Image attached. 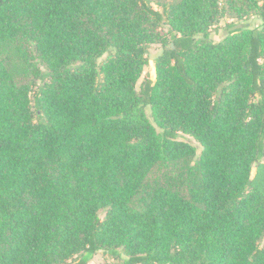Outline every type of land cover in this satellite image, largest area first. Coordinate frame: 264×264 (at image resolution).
Returning a JSON list of instances; mask_svg holds the SVG:
<instances>
[{
    "label": "trees",
    "instance_id": "1",
    "mask_svg": "<svg viewBox=\"0 0 264 264\" xmlns=\"http://www.w3.org/2000/svg\"><path fill=\"white\" fill-rule=\"evenodd\" d=\"M157 5L0 0V264H264V0Z\"/></svg>",
    "mask_w": 264,
    "mask_h": 264
},
{
    "label": "rangeland",
    "instance_id": "2",
    "mask_svg": "<svg viewBox=\"0 0 264 264\" xmlns=\"http://www.w3.org/2000/svg\"><path fill=\"white\" fill-rule=\"evenodd\" d=\"M170 1H175V0H151V5L155 8V9H159V5H157L158 3H164V2H170ZM232 22H238L241 25H244L246 27H257L261 25V21L258 19L257 16H249L246 18H242L241 20H238L236 18L231 19V18H221L219 21V25L216 29H212L211 33H210V38L211 39H219L220 37H222L226 32L227 29L224 27L225 23L228 21ZM160 50V46L159 44H153L149 50H148V57H147V61L144 65L143 68V72L140 76V78L138 79L137 83H136V89L140 88V84L141 81L143 79L144 76L148 75V74H152L153 72V59L154 56L159 52ZM149 113V110L147 111ZM179 138L181 140H186L191 142L192 144H194L197 147V150L200 148L199 144L190 136L181 133L179 135ZM251 178L252 179H256L258 181H261V179H263V176L261 174H258L257 172V166H253L252 170H251ZM102 215V214H101ZM113 260L104 252H102V250L97 251L92 257L91 259L88 261L87 264H113Z\"/></svg>",
    "mask_w": 264,
    "mask_h": 264
},
{
    "label": "water",
    "instance_id": "3",
    "mask_svg": "<svg viewBox=\"0 0 264 264\" xmlns=\"http://www.w3.org/2000/svg\"><path fill=\"white\" fill-rule=\"evenodd\" d=\"M171 46H173V45L171 44Z\"/></svg>",
    "mask_w": 264,
    "mask_h": 264
}]
</instances>
